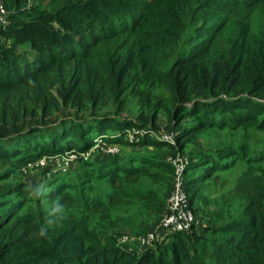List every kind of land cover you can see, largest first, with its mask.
<instances>
[{
	"label": "trees",
	"instance_id": "1",
	"mask_svg": "<svg viewBox=\"0 0 264 264\" xmlns=\"http://www.w3.org/2000/svg\"><path fill=\"white\" fill-rule=\"evenodd\" d=\"M3 3L0 264H264V0ZM98 142L118 150L84 159ZM72 150L25 191L27 163ZM168 154L208 225L140 247Z\"/></svg>",
	"mask_w": 264,
	"mask_h": 264
},
{
	"label": "built area",
	"instance_id": "2",
	"mask_svg": "<svg viewBox=\"0 0 264 264\" xmlns=\"http://www.w3.org/2000/svg\"><path fill=\"white\" fill-rule=\"evenodd\" d=\"M30 3L31 0H27V4L29 5ZM6 15L7 8L5 7L3 0H0V27H4V25L7 23ZM163 138L169 142H173V135H164ZM89 154L90 152H87L82 156L86 157ZM78 156V153L72 150L65 153V156L62 157L64 159H61L58 156H53L55 161L52 162L46 161V157H43L37 161L27 163L26 169H30L32 167L41 168L48 163H50V167H61L62 169H66L68 166L67 162L77 159ZM172 157L173 158H171L169 161L173 166L174 177L172 181V187L167 198L166 212L160 218L158 223L159 229L150 231L141 238L142 246L153 245L156 240L161 239L164 233L167 232H188L192 228V224L195 221L194 213L189 207L188 198L184 189V170L186 164L188 163L187 157L181 156L179 154H176ZM125 239L126 238L123 240Z\"/></svg>",
	"mask_w": 264,
	"mask_h": 264
},
{
	"label": "rangeland",
	"instance_id": "3",
	"mask_svg": "<svg viewBox=\"0 0 264 264\" xmlns=\"http://www.w3.org/2000/svg\"><path fill=\"white\" fill-rule=\"evenodd\" d=\"M161 120H163V118H161ZM164 121V120H163ZM132 131H129V134L131 133ZM159 133H161V134H165V135H168L169 133H167V132H164V131H161V132H159ZM128 136H132V133L130 134V135H128ZM154 137H155V134L153 135ZM173 141H174V138H173ZM118 150V147L117 146H114V145H108V144H106L105 142H98L97 143V145L95 146V148H93V149H91V151H90V156H96V154H98V153H104L105 154V152L107 151V152H113V151H117ZM132 150H138V148L137 147H128V148H126L124 151H122V152H130V151H132ZM55 156H58V157H60L61 159H64V158H62V157H64L65 156V153L63 154V155H55ZM43 157H46V156H43ZM42 157V158H43ZM49 157V158H48ZM48 157H46L45 159H46V161H48V162H52V161H55V159L53 158V156H48ZM88 156H86L84 159H86ZM171 158H173L172 157V154H168L167 156H166V159L167 160H170ZM66 160V159H65ZM66 161H68V160H66ZM75 162V160H73V161H69V162H67L68 163V166H72V164ZM49 164L50 163H48V164H46L44 167H41V168H39L36 172H34V173H32V175H29L28 177V179H27V181L29 182V185H31L32 187H36V185H38V174H40V172H42V171H45L46 169L45 168H48V166H49ZM67 166V167H68ZM66 167V168H67ZM24 171V172H23ZM23 171H21L23 174L25 173V171H26V169H23ZM38 181V182H37ZM230 185H232V184H230ZM230 187H226V186H224L223 187V189H229ZM216 189H220V188H216ZM214 195L215 196H217V194H215V192H214ZM196 206V205H195ZM197 207H199L198 205H197ZM194 213V212H193ZM152 216V215H151ZM201 217V213H200V211H199V213L198 214H196L195 215V213H194V222H195V224H197L198 225V229H201V227H204V226H206V225H208V222H207V219L206 218H203V219H201L200 218ZM159 221H160V219H158V220H156V219H154L153 217L150 219V226H148V229H149V231L147 230V232L146 233H148V232H150V231H154V230H158L159 228H158V223H159ZM144 224H142L141 223V226H143ZM201 226V227H200ZM193 228H191L190 229V231H188V233L189 232H191V230H192ZM122 231H124L122 234H121V236L119 237V240L122 242V243H124V242H126V241H128V242H126V243H131L132 241H134V239H136V237H134L133 238V240H132V238H130V236L127 234V233H129V231H127L126 229H124V230H122ZM160 232H161V230H160ZM167 232V231H166ZM143 236V235H142ZM124 238H126L125 240H123ZM139 246L140 247H144V246H142V244H140L139 243Z\"/></svg>",
	"mask_w": 264,
	"mask_h": 264
},
{
	"label": "clouds",
	"instance_id": "4",
	"mask_svg": "<svg viewBox=\"0 0 264 264\" xmlns=\"http://www.w3.org/2000/svg\"><path fill=\"white\" fill-rule=\"evenodd\" d=\"M25 191L28 192V194L32 197H39L40 195H42V190L39 187H32L31 185H27L25 188ZM63 211V206L59 204V202L57 201L54 205V207L51 209V211L48 213L49 217H53L55 216L57 213H60ZM46 225L47 226H52L55 223V220L52 218H49L46 220ZM47 227L45 226H41L39 229V234L41 236H44L47 234Z\"/></svg>",
	"mask_w": 264,
	"mask_h": 264
}]
</instances>
